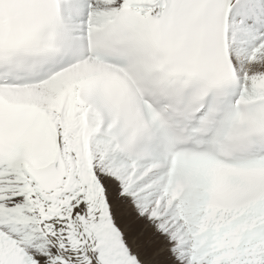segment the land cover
I'll use <instances>...</instances> for the list:
<instances>
[{"label":"snow or ice","instance_id":"obj_1","mask_svg":"<svg viewBox=\"0 0 264 264\" xmlns=\"http://www.w3.org/2000/svg\"><path fill=\"white\" fill-rule=\"evenodd\" d=\"M0 264H264V0H0Z\"/></svg>","mask_w":264,"mask_h":264}]
</instances>
